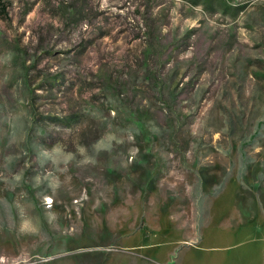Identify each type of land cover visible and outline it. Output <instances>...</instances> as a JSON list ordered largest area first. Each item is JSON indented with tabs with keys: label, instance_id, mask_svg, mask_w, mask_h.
<instances>
[{
	"label": "rangeland",
	"instance_id": "obj_1",
	"mask_svg": "<svg viewBox=\"0 0 264 264\" xmlns=\"http://www.w3.org/2000/svg\"><path fill=\"white\" fill-rule=\"evenodd\" d=\"M0 264H264V0H0Z\"/></svg>",
	"mask_w": 264,
	"mask_h": 264
},
{
	"label": "crops",
	"instance_id": "obj_2",
	"mask_svg": "<svg viewBox=\"0 0 264 264\" xmlns=\"http://www.w3.org/2000/svg\"><path fill=\"white\" fill-rule=\"evenodd\" d=\"M195 244H197V243H195ZM195 244H193V245H195ZM199 247H201V248H205V249L210 248V247H208V246H200V245H199Z\"/></svg>",
	"mask_w": 264,
	"mask_h": 264
},
{
	"label": "bare ground",
	"instance_id": "obj_3",
	"mask_svg": "<svg viewBox=\"0 0 264 264\" xmlns=\"http://www.w3.org/2000/svg\"><path fill=\"white\" fill-rule=\"evenodd\" d=\"M49 201H51V199H49Z\"/></svg>",
	"mask_w": 264,
	"mask_h": 264
}]
</instances>
